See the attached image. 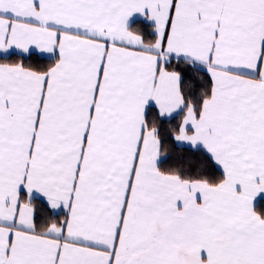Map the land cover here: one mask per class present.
Wrapping results in <instances>:
<instances>
[{
	"label": "snow or ice",
	"instance_id": "1",
	"mask_svg": "<svg viewBox=\"0 0 264 264\" xmlns=\"http://www.w3.org/2000/svg\"><path fill=\"white\" fill-rule=\"evenodd\" d=\"M0 264H264V0H0Z\"/></svg>",
	"mask_w": 264,
	"mask_h": 264
},
{
	"label": "trees",
	"instance_id": "2",
	"mask_svg": "<svg viewBox=\"0 0 264 264\" xmlns=\"http://www.w3.org/2000/svg\"><path fill=\"white\" fill-rule=\"evenodd\" d=\"M137 25H134V27H136Z\"/></svg>",
	"mask_w": 264,
	"mask_h": 264
}]
</instances>
